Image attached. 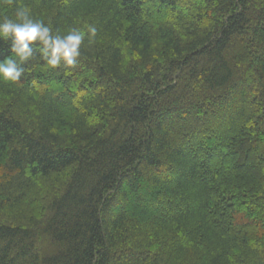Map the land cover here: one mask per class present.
Here are the masks:
<instances>
[{
  "label": "trees",
  "instance_id": "16d2710c",
  "mask_svg": "<svg viewBox=\"0 0 264 264\" xmlns=\"http://www.w3.org/2000/svg\"><path fill=\"white\" fill-rule=\"evenodd\" d=\"M0 264H264V0H0Z\"/></svg>",
  "mask_w": 264,
  "mask_h": 264
},
{
  "label": "rangeland",
  "instance_id": "374dc122",
  "mask_svg": "<svg viewBox=\"0 0 264 264\" xmlns=\"http://www.w3.org/2000/svg\"><path fill=\"white\" fill-rule=\"evenodd\" d=\"M248 160H250L249 162L251 163V158L248 159ZM252 165H254L256 167L257 164L254 162V164H252Z\"/></svg>",
  "mask_w": 264,
  "mask_h": 264
}]
</instances>
